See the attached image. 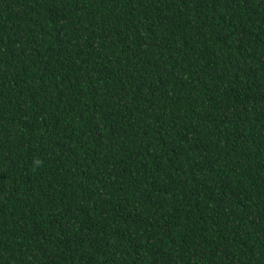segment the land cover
<instances>
[{
  "label": "trees",
  "instance_id": "1",
  "mask_svg": "<svg viewBox=\"0 0 264 264\" xmlns=\"http://www.w3.org/2000/svg\"><path fill=\"white\" fill-rule=\"evenodd\" d=\"M0 264H264V0H0Z\"/></svg>",
  "mask_w": 264,
  "mask_h": 264
}]
</instances>
